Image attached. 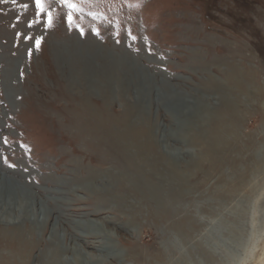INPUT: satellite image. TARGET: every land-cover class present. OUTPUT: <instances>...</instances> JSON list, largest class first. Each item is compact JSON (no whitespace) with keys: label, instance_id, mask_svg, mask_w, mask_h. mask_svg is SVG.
Segmentation results:
<instances>
[{"label":"rangeland","instance_id":"obj_1","mask_svg":"<svg viewBox=\"0 0 264 264\" xmlns=\"http://www.w3.org/2000/svg\"><path fill=\"white\" fill-rule=\"evenodd\" d=\"M70 3L82 11L0 0V179L33 195L0 215L39 212L0 220L38 243L23 258L7 245L0 264H44L57 237L62 264H264V0ZM112 72L131 82L123 96ZM127 119L148 129L167 215L124 174L141 155L106 140Z\"/></svg>","mask_w":264,"mask_h":264},{"label":"bare ground","instance_id":"obj_2","mask_svg":"<svg viewBox=\"0 0 264 264\" xmlns=\"http://www.w3.org/2000/svg\"><path fill=\"white\" fill-rule=\"evenodd\" d=\"M128 60L131 61V59H128ZM85 64H86L85 65V71L83 73L79 74L80 75L79 78L81 76L85 77L86 75H89L92 73V68H93L92 64L87 60H85ZM134 74H136V73H134ZM121 75L122 74H120V73L112 72V76L110 77V79H111V83H113V84L117 83L118 84L119 95H122V94L124 95L125 93H127L129 91L130 86H128V85L131 82L128 81L126 76H124V75L121 76ZM139 80H140V82H139V85L137 87L138 93H139L140 97H142L145 101H149L148 93L153 92V90L155 89L154 79L150 75L147 74L144 77H142L141 79L139 78ZM109 83H110V81H109ZM227 104L229 105L228 107L230 109L234 110V104H232L230 101H228ZM144 111H145V108H144V105H142V107L140 108L141 115L143 114ZM222 118L220 119L221 123H222ZM195 121H196V119H195ZM201 123H202V121H201ZM99 125H101V124H99ZM86 126L89 129H92L94 127L93 131L96 132L97 134H99L98 133L99 130L97 129L98 124H95V126H94V122H91V123L86 122ZM104 126L108 128L107 129L108 131L105 132L107 134L106 140L107 139L110 140V142H109L110 146L115 147L117 150H119L121 152V154L123 155V158H125V160H127L126 158H129V157L132 158V156H134L136 152L139 155H141V158L144 162V167H140V169L138 167H134L132 169L133 171H131V170L125 171L124 174L126 176H128L129 177L128 179H130L134 183L133 186H134L135 192L138 193L137 196H142V195L144 196L150 192L155 197H158V199L160 201V205L163 209L162 214H166L169 211V206H167L168 202L166 203L160 198V196H161L160 195L161 194L160 185H158L157 181L154 180V178H153L154 176H152V173H156L159 170L158 158L155 156L154 145L152 143H150L149 141L145 142L144 140H142L143 134L146 131H147V133H149L148 129H146V130H144L142 128L138 129L135 126V124H133L128 119L125 120L121 126L117 125L116 127H113V126L109 125L108 123L104 124ZM104 136H101L103 140H105ZM214 140H218V139L215 137ZM213 147H215V146H212L211 147L212 149L210 148V150H212L214 152L215 150L213 149ZM134 149L136 152L132 153V150H134ZM210 150H209V152H210ZM214 154H215V152L212 155L214 156ZM150 172H152V173L149 174ZM150 193H149V195H150ZM17 195L25 197V199L27 201L29 199L33 198L32 193H29L28 191L24 190L23 188H21V190H19L18 188H17V190H15L13 188V186L7 182V180L0 179V205H1L0 207H2L5 204L8 205V208L10 206L15 207L14 206L15 203H18V202L12 201V200H15V197ZM28 204H29L28 202H26V203L22 202V204H20L21 205V211L18 212V214H17L18 217L19 216L21 217V214H26L24 217H31V216L35 217V216H37V214L39 212H37L36 210L28 209V207L30 205V204L29 205ZM37 208H39V207H37ZM42 210H44V209H42ZM45 213L47 214L48 217H49V215H52L51 211H47V212L45 211ZM10 214L11 213L8 212V210H7V212L4 213V215H5L4 219L1 216L2 214L0 215V220L7 222V223L15 222L18 217L16 219H13V216H11ZM44 221L45 222L43 224L45 226V223L47 221L46 216L44 218ZM18 229H19V232H17L18 235H16L15 237H14V235H15L14 230L10 231L6 227L0 229V261H4L6 258V256L3 255L4 252L2 251V249L5 248L7 245H8V247H10L12 244H14L16 246L15 248L17 250V253L20 255L21 258H23L27 255L30 256L31 253L36 248L38 243L36 241H34V239L32 237V233L34 231L31 228L28 230L27 229L25 230V229L20 227ZM44 232H45V227L42 230V234ZM53 235H57V234L54 233ZM40 239H43V238H40ZM58 239L59 238L57 237V240L54 243L53 251H49V252L47 251L44 253V258H43L44 264H62V262H65V261H63L64 259L62 256L66 252V250H64L62 248L61 243L59 242ZM168 240H169V238H168ZM15 241L17 244L15 243ZM77 264H79V263L77 262Z\"/></svg>","mask_w":264,"mask_h":264},{"label":"snow or ice","instance_id":"obj_3","mask_svg":"<svg viewBox=\"0 0 264 264\" xmlns=\"http://www.w3.org/2000/svg\"><path fill=\"white\" fill-rule=\"evenodd\" d=\"M14 2V0H13ZM63 3L69 8V9H72V10H75V11H82V9L78 8L75 4L73 3H70V0H63ZM35 5L38 9H40V11H44V8L42 7V0H35ZM24 7L26 8L27 5H24ZM68 19H69V22L72 23L73 22V18H72V12L70 11L68 13ZM52 15L51 13L49 12V19H48V24L49 26H51L52 24ZM81 32H83V29H81ZM99 34V33H97ZM133 39H135V37H133ZM39 44V41H37V45Z\"/></svg>","mask_w":264,"mask_h":264}]
</instances>
